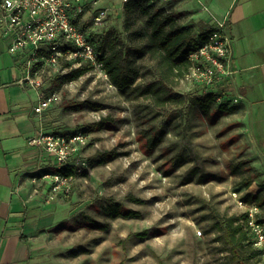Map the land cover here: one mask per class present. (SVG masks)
I'll return each mask as SVG.
<instances>
[{"label": "rangeland", "instance_id": "obj_1", "mask_svg": "<svg viewBox=\"0 0 264 264\" xmlns=\"http://www.w3.org/2000/svg\"><path fill=\"white\" fill-rule=\"evenodd\" d=\"M126 2L82 0L76 20L92 31L96 45L115 31L132 42L131 33L144 18L129 13ZM99 11L106 17L94 28L93 17ZM193 18L185 16L182 23L195 22L196 35L200 27L214 26L203 15ZM139 67V82L156 78L152 60L143 59ZM62 74L51 69L36 84L42 90L39 100L56 94L47 109L45 128L87 135L81 151L86 165L81 170L76 167L69 192L48 201L47 191L44 200L53 205L50 213L60 216L37 239V264H238L215 225L214 213L241 214L235 191L252 197L264 210V112H259L264 100L255 93V98L247 95L252 102L245 104L238 87L221 86V81L213 88L187 78L170 83L172 90L184 94L225 89L228 105L235 110L224 111L216 101L205 114L199 108L189 111L186 102L157 106L149 97L123 94L99 65L59 84L57 77ZM237 96L239 101L234 102ZM102 118L106 120L102 129L85 131L87 124ZM157 128L167 133L151 149L147 138ZM113 149L123 154L104 164H91L103 151ZM51 164L58 169L54 159ZM195 165L198 171L192 175ZM248 180L252 182L246 186ZM40 186L42 182L36 188ZM134 197L143 201H133ZM111 199L139 214L111 218L105 211ZM96 223L108 227L101 230L92 226ZM146 229L145 238L135 235ZM248 264H264V260L253 256Z\"/></svg>", "mask_w": 264, "mask_h": 264}, {"label": "crops", "instance_id": "obj_2", "mask_svg": "<svg viewBox=\"0 0 264 264\" xmlns=\"http://www.w3.org/2000/svg\"><path fill=\"white\" fill-rule=\"evenodd\" d=\"M159 2L192 19L203 15L211 20L209 24L215 23L213 16L228 18L236 70L221 86L238 87L245 104L252 102L248 96L256 94L264 100V0ZM23 60L9 52L0 29V264H37V239L60 216L50 213L53 205L44 200L49 183L40 177L52 160L29 143L41 130H49L45 128L47 110L41 116L34 110L42 90L25 81ZM34 174L39 176L36 184Z\"/></svg>", "mask_w": 264, "mask_h": 264}, {"label": "built area", "instance_id": "obj_3", "mask_svg": "<svg viewBox=\"0 0 264 264\" xmlns=\"http://www.w3.org/2000/svg\"><path fill=\"white\" fill-rule=\"evenodd\" d=\"M82 5V0H0V29L8 42L9 52L24 58L26 82L42 83L51 69L66 74L85 63L92 69L98 65L103 68L97 59L92 31L75 21ZM105 17L104 11L95 14L93 27L102 25ZM212 18L215 23L206 41L188 55L190 68L186 78L205 88H213L218 82L232 78L236 70L228 18ZM54 96L56 94L39 100L35 113L41 116ZM239 97H234L233 101H239ZM225 98L220 94L217 101L223 102ZM87 141V135L82 132L67 135L44 130L29 139L32 146L54 159L58 166L52 169L50 165L41 177L49 183L48 201L59 193L70 191L73 176L64 175L61 169L73 166L81 170L80 167L86 165L81 151ZM38 179L37 174L32 176L34 183ZM233 196L241 208L252 243L264 260V210L258 202L248 201L236 191Z\"/></svg>", "mask_w": 264, "mask_h": 264}, {"label": "trees", "instance_id": "obj_4", "mask_svg": "<svg viewBox=\"0 0 264 264\" xmlns=\"http://www.w3.org/2000/svg\"><path fill=\"white\" fill-rule=\"evenodd\" d=\"M154 0H127L126 6L129 13H136L144 18V22L135 28L131 36L132 42L126 41L118 31H115L113 37L105 35L96 45L97 59L102 63L105 73L109 76L111 83L116 86L123 94L132 93L134 97H149L155 105L163 106L168 103L186 102V107L190 111L199 108L203 113L208 114L213 104L216 103L220 94H225V90H207L205 93L198 91L181 93L171 89L170 83L179 78H186L190 68L188 55L190 51L203 44L209 32L213 28L206 29L200 27V32L196 35V23H182L185 15L172 8L159 5ZM75 21H77L75 19ZM92 37L94 35L92 34ZM143 59H149L155 62L157 76L154 80L148 82H139L141 77L139 62ZM93 67L85 63L80 67L73 68L66 74H62L59 84L73 81L90 71ZM229 98L223 102H218V107L222 110L226 108L233 112V105H228ZM105 119L87 124L85 131L92 132L104 127ZM167 130L157 128L152 131L147 138L149 148H156L164 139ZM123 154L116 149L105 150L100 158L91 162L92 165L107 163ZM197 165L190 169L193 175L197 173ZM61 172L67 176H73L77 173L73 166L61 169ZM201 172V171H200ZM84 175H88L86 170ZM206 174V173H205ZM201 178L203 173L201 172ZM200 178V179H201ZM203 179V178H202ZM252 180L246 182V186L251 185ZM133 201L142 202L140 198H131ZM244 199L250 201L253 198L246 196ZM254 200V199H253ZM106 214L115 219L118 217H136L139 213L133 209H125L119 201L110 200L105 208ZM215 225L221 231L222 238L227 243L231 253L236 257L238 264H248L253 256H259L260 251L253 245L249 232L243 220V214H232L224 217L219 213H214ZM101 230H106L108 224H93ZM136 236L145 238L148 230H142L135 233ZM86 252L87 250H83ZM74 256L77 252H74Z\"/></svg>", "mask_w": 264, "mask_h": 264}]
</instances>
